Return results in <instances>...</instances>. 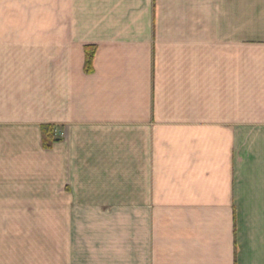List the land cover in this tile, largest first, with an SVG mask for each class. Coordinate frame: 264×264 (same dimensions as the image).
Masks as SVG:
<instances>
[{
    "label": "crops",
    "instance_id": "obj_1",
    "mask_svg": "<svg viewBox=\"0 0 264 264\" xmlns=\"http://www.w3.org/2000/svg\"><path fill=\"white\" fill-rule=\"evenodd\" d=\"M1 6L23 24L46 7L53 46L41 59L0 31L1 209L25 207L16 175L36 167L50 125L83 167L119 175L127 151V212L153 264H264V0ZM85 45L96 47L91 74Z\"/></svg>",
    "mask_w": 264,
    "mask_h": 264
},
{
    "label": "rangeland",
    "instance_id": "obj_2",
    "mask_svg": "<svg viewBox=\"0 0 264 264\" xmlns=\"http://www.w3.org/2000/svg\"><path fill=\"white\" fill-rule=\"evenodd\" d=\"M3 1L0 31L21 33L19 37L25 38L21 40L23 44L38 46L41 59H46L48 49L53 47L49 46L46 7L39 9L38 22L23 24L18 22L19 16L5 12L6 7L1 6ZM25 11L31 12L28 8ZM87 47L96 50L95 45L84 46V64ZM84 73L91 74L85 70ZM45 127H51L54 133L49 142L43 141ZM38 143L36 151L40 161H36V167L30 169V175H16V182L24 185L18 195L25 207L0 208V264H145L144 260L146 264H153L155 254L142 253L138 231L134 240L135 225L127 212V151L121 152L123 168L115 175L114 168L81 166L83 156H79L81 160L70 159L67 146L57 145L66 143L65 137L56 135L50 125L40 126ZM172 171L167 166L161 169L164 188L175 196V184L169 181L174 178Z\"/></svg>",
    "mask_w": 264,
    "mask_h": 264
},
{
    "label": "trees",
    "instance_id": "obj_3",
    "mask_svg": "<svg viewBox=\"0 0 264 264\" xmlns=\"http://www.w3.org/2000/svg\"><path fill=\"white\" fill-rule=\"evenodd\" d=\"M85 52H86V56H85L84 70L86 73H91L93 71L92 64H93L95 49H94V47H87L85 49ZM46 130H49V132H46ZM42 131H43L42 136H43L44 142H49L50 139L51 140L53 139L54 133L52 134L53 131H52L51 127H45V128H43Z\"/></svg>",
    "mask_w": 264,
    "mask_h": 264
}]
</instances>
